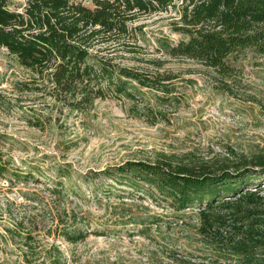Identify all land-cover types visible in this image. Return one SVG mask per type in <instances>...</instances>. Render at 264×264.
<instances>
[{
  "label": "rangeland",
  "instance_id": "1",
  "mask_svg": "<svg viewBox=\"0 0 264 264\" xmlns=\"http://www.w3.org/2000/svg\"><path fill=\"white\" fill-rule=\"evenodd\" d=\"M75 1L94 7L92 0ZM25 2L10 0V7L21 10ZM176 16L174 9L141 16L134 23L141 27L137 51L117 59L149 75H171L172 93L165 102L163 93L141 88L136 100L99 99L87 111L64 109L59 115L50 98L15 88L28 71L0 48V152L11 172L22 176L13 184L0 178V264H25L29 230L37 259L55 245L63 251L65 264H176L166 247L181 252L203 247L197 239V213L188 217L180 212L178 222L153 226L148 235L133 224H119L120 218L133 214L176 213L147 195L131 194L126 181L99 174L128 160L155 161L167 154L233 162L251 151L264 152V56L248 52L241 57L232 93L225 92L212 69L164 51L165 40L176 43L183 36L173 30ZM149 105L164 111L166 120L149 122ZM31 106L53 115L45 128L30 125ZM56 182L63 191L60 200L47 189ZM72 208L77 220L96 232L75 244L47 231L61 210Z\"/></svg>",
  "mask_w": 264,
  "mask_h": 264
},
{
  "label": "trees",
  "instance_id": "2",
  "mask_svg": "<svg viewBox=\"0 0 264 264\" xmlns=\"http://www.w3.org/2000/svg\"><path fill=\"white\" fill-rule=\"evenodd\" d=\"M92 1L94 7L75 0H26L19 10L10 7V0H0V48L28 71V77L16 82L15 88L50 98L59 115L64 109L87 111L99 99L136 100L141 88L156 90L163 93L161 100H169L171 75H149L117 60L137 51L141 27L134 23L143 15L174 9L173 30L183 36L176 43L165 40L164 51L212 69L225 92L232 93L241 57L248 52L264 56V0ZM147 107L149 122L166 120L164 111ZM28 111L34 127L43 129L53 118L32 106ZM229 160L167 154L155 161L128 160L99 174L126 181L131 194L147 195L176 213L120 218L119 224L140 227L141 234L148 235L153 226L178 222L180 215L197 213V239L203 247L182 252L166 247L176 264H264V152L251 151ZM2 177L13 184L22 176L20 171L11 172L9 160L0 152ZM57 185L47 189L60 200L63 191ZM47 231L73 244L96 233L89 230L88 222L77 220L74 208L61 210L58 222ZM33 238L29 230L24 240L25 264L66 263L63 251L55 245L37 259Z\"/></svg>",
  "mask_w": 264,
  "mask_h": 264
}]
</instances>
